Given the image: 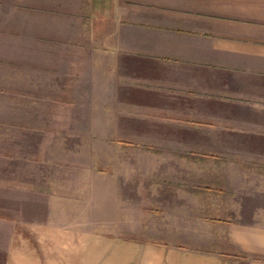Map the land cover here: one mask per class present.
<instances>
[{"label": "rangeland", "instance_id": "obj_1", "mask_svg": "<svg viewBox=\"0 0 264 264\" xmlns=\"http://www.w3.org/2000/svg\"><path fill=\"white\" fill-rule=\"evenodd\" d=\"M179 4L0 0V201L17 217L214 246L213 227L264 214L262 83L194 62L210 46L180 32Z\"/></svg>", "mask_w": 264, "mask_h": 264}, {"label": "crops", "instance_id": "obj_2", "mask_svg": "<svg viewBox=\"0 0 264 264\" xmlns=\"http://www.w3.org/2000/svg\"><path fill=\"white\" fill-rule=\"evenodd\" d=\"M179 3L180 32L205 38L210 46V57L194 62L232 67L243 81L262 83L264 97V0ZM9 196L0 201V264H264L262 209L213 227L210 237H221L212 240L214 246L205 244L203 233H194L193 244L184 245L26 220L12 212Z\"/></svg>", "mask_w": 264, "mask_h": 264}]
</instances>
